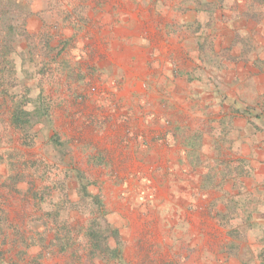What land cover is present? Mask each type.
Masks as SVG:
<instances>
[{
    "label": "rangeland",
    "instance_id": "374dc122",
    "mask_svg": "<svg viewBox=\"0 0 264 264\" xmlns=\"http://www.w3.org/2000/svg\"><path fill=\"white\" fill-rule=\"evenodd\" d=\"M25 27L0 264H264V0L36 1Z\"/></svg>",
    "mask_w": 264,
    "mask_h": 264
},
{
    "label": "trees",
    "instance_id": "16d2710c",
    "mask_svg": "<svg viewBox=\"0 0 264 264\" xmlns=\"http://www.w3.org/2000/svg\"><path fill=\"white\" fill-rule=\"evenodd\" d=\"M46 0H0V56H7L12 52L13 44L11 36L15 30L22 29L26 33V19L30 16V7L33 2ZM65 1V0H63ZM16 22V25L14 24ZM4 56V57H5ZM6 64H9L7 57L4 58ZM12 67V66H11ZM10 67V69H11ZM19 107L15 106L11 115L12 124L15 127L22 128V118L19 116ZM21 123V124H20Z\"/></svg>",
    "mask_w": 264,
    "mask_h": 264
},
{
    "label": "crops",
    "instance_id": "0c3cea01",
    "mask_svg": "<svg viewBox=\"0 0 264 264\" xmlns=\"http://www.w3.org/2000/svg\"><path fill=\"white\" fill-rule=\"evenodd\" d=\"M261 49H263V51H264V43L262 44L261 43ZM262 53V52H261ZM258 54V60H259V62L260 63H263V61H264V55H262V54ZM256 65H257V62H256ZM235 79H233V81H234ZM238 80H241L242 81V83H244V81L243 80H245V79H238ZM253 86H255V90H256V92L257 93H260L261 92V89L262 88H264V82H263V78L260 80V81H256V79H255V81H254V84L253 85H251L250 87L252 88ZM260 91V92H259ZM250 94H252L253 93V91L251 90L250 92H249ZM258 95H260V94H258ZM240 126H241V124H240ZM249 148H251V147H249ZM254 148V147H253ZM251 150V149H250ZM258 176H259V174H258V172L257 171H253V173L251 174V181H257L258 180Z\"/></svg>",
    "mask_w": 264,
    "mask_h": 264
}]
</instances>
